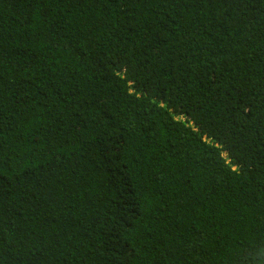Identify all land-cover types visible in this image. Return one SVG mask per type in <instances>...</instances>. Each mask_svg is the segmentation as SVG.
Returning a JSON list of instances; mask_svg holds the SVG:
<instances>
[{"label":"trees","instance_id":"16d2710c","mask_svg":"<svg viewBox=\"0 0 264 264\" xmlns=\"http://www.w3.org/2000/svg\"><path fill=\"white\" fill-rule=\"evenodd\" d=\"M0 264H264V0H0Z\"/></svg>","mask_w":264,"mask_h":264}]
</instances>
